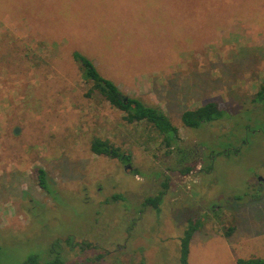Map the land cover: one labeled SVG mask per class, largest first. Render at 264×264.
<instances>
[{"label":"rangeland","instance_id":"374dc122","mask_svg":"<svg viewBox=\"0 0 264 264\" xmlns=\"http://www.w3.org/2000/svg\"><path fill=\"white\" fill-rule=\"evenodd\" d=\"M73 51L167 114L192 173L144 124L85 96ZM263 82L264 0H0V264L50 259L52 245L65 264H179L189 219L188 264L264 258V103L251 100ZM208 101L230 118L183 125ZM93 137L130 162L94 154ZM162 190L158 211L142 205Z\"/></svg>","mask_w":264,"mask_h":264},{"label":"trees","instance_id":"16d2710c","mask_svg":"<svg viewBox=\"0 0 264 264\" xmlns=\"http://www.w3.org/2000/svg\"><path fill=\"white\" fill-rule=\"evenodd\" d=\"M72 59L77 63L82 80L88 85L85 93L86 97L92 95H99L102 99L107 101L114 109L122 112V119L128 124H144L154 134L155 139H158L160 144L165 147V156L174 158L177 165L176 170L181 174H189L193 170L196 163L193 159L195 151L186 149L180 145V137L178 128L171 122L167 114L158 106L145 103L138 97H133L125 94L119 86L108 77L104 76L92 59L79 51L72 52ZM252 102L264 103V82L260 85L258 91L253 95ZM251 110L247 111L248 113ZM227 108L216 101H208L195 108L186 109L181 114V121L183 125L189 128H199L203 124L214 122L224 117L230 118ZM231 149L217 150L216 153H210V159L219 154H234L241 151L240 144H235ZM90 150L96 155H103L108 157L117 158L121 161L130 162V154L122 153L119 148L115 147L108 139H101L93 137L90 141ZM202 159H204L202 157ZM179 168V169H178ZM209 171L210 166L204 168ZM35 175L38 185L44 189L46 187V171L42 167L35 168ZM166 183H163V187ZM164 190L159 191L157 194L147 196L143 200L142 205H148L155 210H159V205L164 196ZM200 223L189 219L184 234L180 238V257L179 264H188L189 242L192 238L194 231L198 230ZM234 227H230L224 234L230 235ZM91 243L85 242V247H91ZM52 245L49 253L52 254L50 259H42L37 255H30L22 264H65L67 262L64 254ZM236 264H264L262 257H238Z\"/></svg>","mask_w":264,"mask_h":264},{"label":"water","instance_id":"95a60500","mask_svg":"<svg viewBox=\"0 0 264 264\" xmlns=\"http://www.w3.org/2000/svg\"><path fill=\"white\" fill-rule=\"evenodd\" d=\"M17 131H18V130H17V128H16V129H15V132L17 133Z\"/></svg>","mask_w":264,"mask_h":264},{"label":"flooded vegetation","instance_id":"af4514ba","mask_svg":"<svg viewBox=\"0 0 264 264\" xmlns=\"http://www.w3.org/2000/svg\"><path fill=\"white\" fill-rule=\"evenodd\" d=\"M201 160V159H200ZM193 172V170L190 172V173H192Z\"/></svg>","mask_w":264,"mask_h":264}]
</instances>
